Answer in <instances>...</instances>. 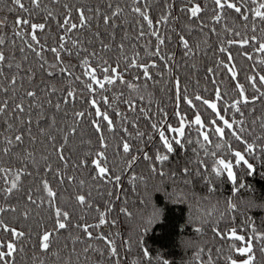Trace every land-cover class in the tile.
I'll use <instances>...</instances> for the list:
<instances>
[{
  "label": "snow or ice",
  "instance_id": "obj_1",
  "mask_svg": "<svg viewBox=\"0 0 264 264\" xmlns=\"http://www.w3.org/2000/svg\"><path fill=\"white\" fill-rule=\"evenodd\" d=\"M0 12V264H172L157 192L186 205L182 264H264V199L237 195L264 168V0Z\"/></svg>",
  "mask_w": 264,
  "mask_h": 264
},
{
  "label": "trees",
  "instance_id": "obj_2",
  "mask_svg": "<svg viewBox=\"0 0 264 264\" xmlns=\"http://www.w3.org/2000/svg\"><path fill=\"white\" fill-rule=\"evenodd\" d=\"M3 3V0H0ZM3 13L0 12V15ZM12 17L9 16L11 21ZM256 167L253 173L247 177V185L244 189H240L238 196L253 195L258 199H264V168L259 167V161L256 162ZM226 175V174H225ZM231 182H227L223 187V192L218 194L232 195L230 192ZM154 200L158 205L165 209L164 219L157 222L147 233H145V246L148 247L153 254L159 252L166 259L172 261V264H182L183 261L190 259L191 251L186 250L181 244V238L192 234L191 230H181L179 225L183 223L187 216V208L184 204L172 203L165 200L163 193H154ZM211 201H204L201 207L207 209L211 207ZM195 211V209H194ZM249 215L259 225L261 217L264 216V209H251ZM193 239L195 237L193 236ZM123 256V254H122ZM126 258V257H125Z\"/></svg>",
  "mask_w": 264,
  "mask_h": 264
}]
</instances>
